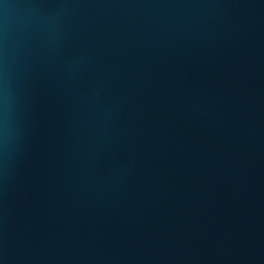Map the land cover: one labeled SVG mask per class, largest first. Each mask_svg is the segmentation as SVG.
I'll return each instance as SVG.
<instances>
[{"label":"water","instance_id":"95a60500","mask_svg":"<svg viewBox=\"0 0 264 264\" xmlns=\"http://www.w3.org/2000/svg\"><path fill=\"white\" fill-rule=\"evenodd\" d=\"M0 264H264V0H0Z\"/></svg>","mask_w":264,"mask_h":264}]
</instances>
